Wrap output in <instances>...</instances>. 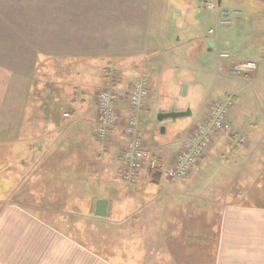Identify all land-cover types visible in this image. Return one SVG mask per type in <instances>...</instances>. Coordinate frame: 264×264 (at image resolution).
Wrapping results in <instances>:
<instances>
[{
	"label": "crops",
	"instance_id": "0c3cea01",
	"mask_svg": "<svg viewBox=\"0 0 264 264\" xmlns=\"http://www.w3.org/2000/svg\"><path fill=\"white\" fill-rule=\"evenodd\" d=\"M200 1L202 6L194 4L192 13L186 5L191 1L183 0H0V174L3 180L18 179L12 196L0 200V264L132 263L127 255L119 257L120 261L104 257L62 229L61 221L15 198L26 180L33 187L30 195L37 194L32 190L40 185L46 195L58 192L65 200L71 197L74 210L94 212L98 199L107 200L109 215L125 205L132 208L131 197L140 192L142 183L151 184L150 176L141 172L135 184L125 183L121 156L126 138L117 128L109 129L102 141L92 132L97 93L110 83L122 93L119 113L127 115L123 92L127 93L133 80L146 77L148 94L138 135L143 146L165 165L172 162L187 132L205 120L210 104L233 94L226 118L229 131L241 136L244 143L227 134L215 135L189 180L216 171L229 186L232 181H228L236 178L231 189L242 188L239 182L248 180L245 170L249 163L258 161L264 170V0ZM241 10L251 12L253 24L243 25L236 17L237 23L227 26L229 19L224 15H238ZM200 11L209 26L213 21L218 25L210 34L199 29L196 16L200 18ZM169 36L175 38L166 47ZM203 41L215 57L222 52L232 57L216 59L211 67L216 72L200 67L203 75L214 82L220 80L221 89L215 84L218 97L206 106L200 123L179 139L154 146L153 111L169 110L156 105L154 93L157 97L159 89L152 76L165 68H187L194 62L190 54L195 55V45ZM246 59L259 60L255 71L246 78L232 75L234 62ZM158 82L163 80L158 78ZM217 162L220 170L211 173ZM247 182V188L258 187ZM256 194H264V190ZM162 196L144 206L139 203L135 211L149 210ZM147 220L141 222L142 227H151ZM216 228L211 252H185L170 246L165 251L159 246L149 262L141 249V264H168L169 258L172 264H264V199L224 201ZM146 233L138 240L143 249L152 240L166 242L161 239L164 235L154 238ZM192 240L200 241L195 235Z\"/></svg>",
	"mask_w": 264,
	"mask_h": 264
},
{
	"label": "rangeland",
	"instance_id": "374dc122",
	"mask_svg": "<svg viewBox=\"0 0 264 264\" xmlns=\"http://www.w3.org/2000/svg\"><path fill=\"white\" fill-rule=\"evenodd\" d=\"M183 1H191V4H186L191 7L188 12L193 13V11H195L196 6L194 4L202 6L200 0L196 2L195 0ZM254 11L255 8H252V15H255L253 13ZM201 12L202 11L199 12L200 18L196 16V20L199 19L201 24L199 29H201V33L210 34L208 30H210V28L212 31L216 30L218 25L216 21H213L211 26H209L210 22L204 18ZM252 15L250 11L241 10V13L238 15H231L229 13L224 15V17H228L229 19L227 26H234L237 23L236 17L242 19L243 25H250L253 24L252 19L249 21ZM257 19H259V17H257ZM186 21L188 20L186 19ZM181 36L185 37L187 35ZM174 38L175 36H169L166 47L172 44ZM149 40H152L151 36H149ZM205 45V41L195 45L193 49L195 55L193 53L192 55L190 54L194 62L187 68H165L159 71L158 76H152L153 81L157 82L156 88L159 89L157 93L158 96L156 97V93L154 94L156 99L155 103L160 106V109L162 108V110L169 111L172 109L174 111L189 110L193 113L192 117L184 116L178 117L175 120L165 119L159 122L157 120V114L160 110H154L151 118V122L155 125V129H153L151 135L152 137L155 136L153 142L154 146L173 139H179L178 137L188 128L201 122L207 111L206 106L217 99L218 96L216 95L215 84H218L219 89H221L220 80L217 79L214 82L210 76L203 75L200 67H205L206 71L212 70L216 72L215 69L211 68L212 64L216 63V59L217 61L225 59L221 58L220 54L218 58L212 55L206 50L207 47ZM158 78L163 80L162 84L158 82ZM118 94L119 96L122 95V93L119 92ZM123 95H127V93L123 92ZM125 111L127 115L120 113V116L128 118L127 116L131 113L129 104ZM141 123H144V121ZM226 125L228 126L227 118ZM162 126L165 129L164 133L161 132ZM117 130L121 131L120 128H117ZM226 133L227 135L231 133L229 131V126L227 127ZM220 134L222 135V133ZM232 140L234 141V139ZM217 165L218 162L212 165L213 169L211 173L218 168ZM260 165L258 161L257 163L251 162L247 165L249 168L245 170V172L249 174L247 181L256 183V186H258L257 188H247L246 186H248L250 182L241 179L239 185L243 184V187L240 188L239 186L231 189L232 185L234 186L237 182L236 178L228 181H232L229 186V183L225 184L226 182L221 176H217L219 173L216 171L215 175L208 173L210 175L195 177V179L190 181L189 176H193L192 172L196 169L195 167L186 177L174 180L175 182L173 184L165 180H160L157 185L150 184V182L142 183L139 186L140 192H138L136 196L131 197L132 200L130 205L132 208L129 205H125V207L120 208L117 213L113 212L111 215L107 213L106 217L103 218L95 216L93 210L90 211L79 208H75L74 210L73 204L69 201V198L72 199L71 197L65 200L58 192H56L58 194L46 195L44 194L45 189H41L40 185L34 186L32 190L37 194L30 195V186L32 187V185L25 182L26 180L22 182L21 188H16L18 191L20 190V195H17L15 198L24 200V203L28 205L32 204L34 208H39L38 210L41 214L49 215L58 222L61 221L59 224H62V226H60L62 229L82 239L88 247L99 251L104 257L108 259L114 258V260L120 261L122 259L119 257L122 256L123 258L127 255L132 257L129 261L133 264L136 262L141 264V262L144 261L140 260L142 250L144 256L149 257L148 261L151 262L152 257H156L154 253L158 251L159 246L162 250L165 249V251L167 247L170 246L171 248L178 247V250L185 252H188V250L191 252H199L200 250L211 252L210 250L214 248L216 240V227L217 219L220 215V207L224 205V201L241 200L245 203H252L258 199H264V194H256L264 190V170L262 169L263 165ZM219 166H221V164ZM218 170L220 169L218 168L217 171ZM4 174L5 176L7 175V173ZM1 175L2 174H0V200H3L6 197L12 196V188L14 183H18V179L6 177L5 180H3ZM21 181L22 179L20 183ZM206 189L209 190V194ZM159 194L163 196L158 204H154L149 210L138 209L135 211V209L139 208V203H141V206H144L146 202L152 203L154 202L153 199ZM163 202L165 206L162 205ZM84 205L85 204L81 206L83 207ZM147 219L150 220L152 224H150L151 227L148 226L149 228H144L141 226V222ZM157 220L158 226L156 224ZM148 230H150V232L146 233ZM144 231L146 234L153 235L154 238H156L158 234L164 235L161 236V239L166 238V242H153L150 238L152 242L149 241V244L145 243L143 249L138 240H140L139 237ZM194 235L196 239L200 240L197 243L192 240ZM185 236L190 237V239H188L189 241H187ZM166 262L172 264L170 258L166 259Z\"/></svg>",
	"mask_w": 264,
	"mask_h": 264
},
{
	"label": "built area",
	"instance_id": "2783aa9c",
	"mask_svg": "<svg viewBox=\"0 0 264 264\" xmlns=\"http://www.w3.org/2000/svg\"><path fill=\"white\" fill-rule=\"evenodd\" d=\"M220 57L230 59V55L225 52L221 53ZM257 64L258 61L253 59L238 61L232 65L231 73L247 77L257 68ZM147 93L146 77L141 76L131 83L127 92V102L131 111L128 118L120 116L117 111L120 96L110 85L101 89L96 97L97 109L92 126L93 134L98 139H104L109 129L120 128L127 138L121 156V177L128 184L135 183L140 172H151L158 166L157 160L150 150L143 146L138 137L139 114ZM231 104V95L223 101L214 102L204 122L195 126L181 139V147L173 157L171 164L162 167V175L166 179L184 178L191 172L204 155L212 137L226 130L225 113ZM232 138L236 137L232 136ZM239 141L242 142L243 139L239 138Z\"/></svg>",
	"mask_w": 264,
	"mask_h": 264
},
{
	"label": "water",
	"instance_id": "95a60500",
	"mask_svg": "<svg viewBox=\"0 0 264 264\" xmlns=\"http://www.w3.org/2000/svg\"><path fill=\"white\" fill-rule=\"evenodd\" d=\"M212 42H209L208 45L211 46ZM191 112L189 110H180L174 111L173 109L167 112L159 111L157 114V120L162 122L165 119H172L175 120L178 117L190 116ZM165 129L162 126L161 132L164 133ZM106 209H107V200L105 199H98L95 203L94 215L100 218L106 216Z\"/></svg>",
	"mask_w": 264,
	"mask_h": 264
},
{
	"label": "trees",
	"instance_id": "16d2710c",
	"mask_svg": "<svg viewBox=\"0 0 264 264\" xmlns=\"http://www.w3.org/2000/svg\"><path fill=\"white\" fill-rule=\"evenodd\" d=\"M106 86V85H105ZM104 86V87H105ZM110 86L112 87V89L113 90H115L114 88H113V86H112V84L110 83ZM162 165H163V163L162 162H160V161H158V166L156 167V169L155 170H153V171H147L148 173V175L150 176V178H151V183L152 184H154V185H157L158 183H159V181H160V179H162ZM169 182H172V181H174V180H168Z\"/></svg>",
	"mask_w": 264,
	"mask_h": 264
}]
</instances>
